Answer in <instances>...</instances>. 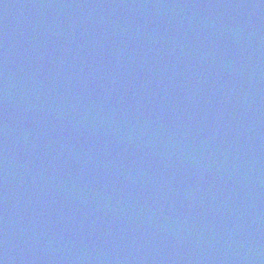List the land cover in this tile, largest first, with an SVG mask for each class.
Here are the masks:
<instances>
[{"label":"water","instance_id":"water-1","mask_svg":"<svg viewBox=\"0 0 264 264\" xmlns=\"http://www.w3.org/2000/svg\"><path fill=\"white\" fill-rule=\"evenodd\" d=\"M0 264H264V0H0Z\"/></svg>","mask_w":264,"mask_h":264}]
</instances>
